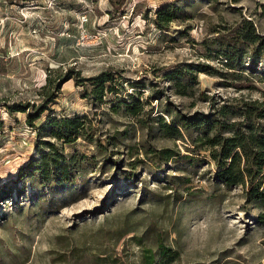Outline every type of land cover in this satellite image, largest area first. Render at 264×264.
Here are the masks:
<instances>
[{
  "label": "rangeland",
  "instance_id": "rangeland-1",
  "mask_svg": "<svg viewBox=\"0 0 264 264\" xmlns=\"http://www.w3.org/2000/svg\"><path fill=\"white\" fill-rule=\"evenodd\" d=\"M246 21L264 35V0H0V264H144L145 249L160 264H264L258 202L216 180L196 130H159L171 109L264 99V61L223 58ZM104 70L115 81L98 99L86 78ZM55 117L82 118V134L53 137ZM48 143L62 168L43 176L28 162Z\"/></svg>",
  "mask_w": 264,
  "mask_h": 264
},
{
  "label": "trees",
  "instance_id": "trees-1",
  "mask_svg": "<svg viewBox=\"0 0 264 264\" xmlns=\"http://www.w3.org/2000/svg\"><path fill=\"white\" fill-rule=\"evenodd\" d=\"M113 9H117V6ZM176 9L177 6L172 3L159 8L155 13V24L158 27L166 26L177 16ZM241 28L236 35L234 44L222 52L223 58H225L224 62L227 67L235 69L238 66L243 69L246 63L242 58L244 49L250 47L249 61L247 62L249 69L252 68L250 70L252 72L254 61H264V35L257 33L250 21H246ZM173 72L169 71L166 74L170 80H175L176 75ZM114 78V74L108 70L86 78L91 83L90 93L98 99L104 97L106 90H112L111 85L115 81ZM59 81L61 80L52 84V80L49 79L43 86V89H46L44 94L46 96L54 95ZM83 81L80 79L78 82L84 84ZM9 107L24 111L26 104L17 101ZM126 107H129V111L133 113L137 111L130 105ZM168 114L170 119H163L160 125L161 134L177 139L182 137L185 132L190 136V131L196 130V135L190 136L191 142L197 147L198 144L204 146L202 149L208 151V155L215 165L213 176L227 186H245L248 199L258 202L260 205L257 217L259 221L264 222V99L239 100L236 104L222 103L217 109L207 111V113L200 111L189 114L181 112L180 109H176V111L171 109ZM38 115L37 112H28L27 121L33 125V120ZM50 124L53 137L63 138L70 142L78 134H82L85 123L82 118L55 117L50 121ZM73 132L75 135H70ZM69 136L70 138H68ZM48 144V150L41 153L39 159L28 162V166L33 165V169L43 176L49 173L50 166L54 167L58 163L60 164V157H63V155L53 153L54 145ZM170 156L169 153L166 159ZM71 161L74 162L73 158ZM59 168H62V164ZM159 249L162 255L167 250L164 246H160ZM142 257L144 264H160L162 262L160 259H156L152 249H145Z\"/></svg>",
  "mask_w": 264,
  "mask_h": 264
}]
</instances>
